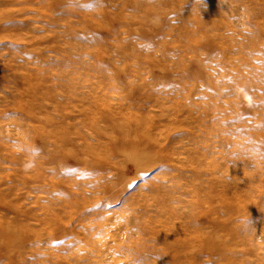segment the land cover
<instances>
[{
	"label": "rangeland",
	"instance_id": "rangeland-1",
	"mask_svg": "<svg viewBox=\"0 0 264 264\" xmlns=\"http://www.w3.org/2000/svg\"><path fill=\"white\" fill-rule=\"evenodd\" d=\"M108 258L264 264V0H0V264Z\"/></svg>",
	"mask_w": 264,
	"mask_h": 264
},
{
	"label": "bare ground",
	"instance_id": "bare-ground-1",
	"mask_svg": "<svg viewBox=\"0 0 264 264\" xmlns=\"http://www.w3.org/2000/svg\"><path fill=\"white\" fill-rule=\"evenodd\" d=\"M111 243H113L112 241H110ZM110 242H105L106 244V247L108 248V249H110L112 246L111 245H108ZM116 243V242H115ZM115 243H113L112 245H114ZM193 245V244H192ZM189 251V250H188ZM190 255V254H189ZM112 257V256H111ZM107 259V258H106ZM106 259H105V261L103 260L102 262H101V264H106ZM109 260L111 259V261H112V259L113 258H108ZM108 260V261H109ZM183 261V260H182ZM108 263V262H107ZM108 264H116V261H112L111 263H108ZM179 264H181V263H179Z\"/></svg>",
	"mask_w": 264,
	"mask_h": 264
}]
</instances>
